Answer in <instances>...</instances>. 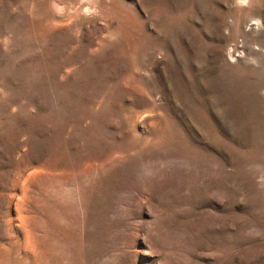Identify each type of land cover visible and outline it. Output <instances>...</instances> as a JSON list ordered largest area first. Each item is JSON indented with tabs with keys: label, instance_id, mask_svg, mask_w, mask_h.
Instances as JSON below:
<instances>
[{
	"label": "rangeland",
	"instance_id": "1",
	"mask_svg": "<svg viewBox=\"0 0 264 264\" xmlns=\"http://www.w3.org/2000/svg\"><path fill=\"white\" fill-rule=\"evenodd\" d=\"M0 264H264V0H0Z\"/></svg>",
	"mask_w": 264,
	"mask_h": 264
}]
</instances>
